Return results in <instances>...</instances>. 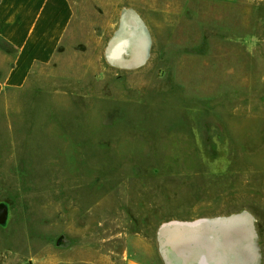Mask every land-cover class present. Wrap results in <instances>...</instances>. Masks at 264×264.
I'll use <instances>...</instances> for the list:
<instances>
[{
  "label": "rangeland",
  "instance_id": "rangeland-1",
  "mask_svg": "<svg viewBox=\"0 0 264 264\" xmlns=\"http://www.w3.org/2000/svg\"><path fill=\"white\" fill-rule=\"evenodd\" d=\"M71 1L53 61L0 98V264L78 249L163 264L160 244L192 243L214 218L246 220L225 246L252 252L225 264H264V0H116L144 7L142 74L110 65L109 33L88 26L107 25L111 1Z\"/></svg>",
  "mask_w": 264,
  "mask_h": 264
},
{
  "label": "crops",
  "instance_id": "crops-1",
  "mask_svg": "<svg viewBox=\"0 0 264 264\" xmlns=\"http://www.w3.org/2000/svg\"><path fill=\"white\" fill-rule=\"evenodd\" d=\"M110 1V5L114 6V12L110 13L107 25L100 26L90 22L88 26L94 29L104 27L107 30L106 34L109 33L110 38L104 48V58L110 65L124 70L126 74H142L143 72L139 70H143L147 65L153 44L150 27L142 14L144 7L139 9L131 4L118 7L116 0ZM190 1L206 5L212 2L236 4L241 0ZM94 4L100 5L96 1ZM203 6L197 7L196 11L202 10ZM147 8H145L146 11ZM76 15L77 11L71 0H0V42L10 53L7 55L0 52V98L8 91L24 89L35 67L47 66L53 61ZM82 18L83 15L80 19ZM86 24L85 20H81L83 27ZM207 24L208 22L203 20L194 21L196 28L207 27ZM174 26L177 27V25ZM196 72L192 74L195 75ZM204 221L205 225H197L199 227L197 233L190 235L194 242L184 245H159L163 264L180 263L179 248L182 252L189 253L188 260L187 255L182 256L181 264H225V260L231 258L234 260V257H238L237 260L240 261L241 256L252 252V248L244 244L237 247L225 246V234L231 231L241 232L239 235L245 237L243 228L245 224L242 223L246 221L245 219H240L241 222L237 223L225 222V218ZM182 236L185 237V233H182ZM232 252L236 255L232 256ZM89 254L90 252L86 253L85 249H78L76 254L73 253L68 260L59 264H103L100 252L94 250L92 255ZM17 258L18 256L14 257V260L8 264H21ZM28 263L57 264L53 257L45 262H39L36 257H30ZM124 264H143V262L127 260Z\"/></svg>",
  "mask_w": 264,
  "mask_h": 264
},
{
  "label": "water",
  "instance_id": "water-1",
  "mask_svg": "<svg viewBox=\"0 0 264 264\" xmlns=\"http://www.w3.org/2000/svg\"><path fill=\"white\" fill-rule=\"evenodd\" d=\"M6 219V209L3 205H0V224L4 223ZM195 240H193L194 242ZM187 244H190L189 242Z\"/></svg>",
  "mask_w": 264,
  "mask_h": 264
},
{
  "label": "bare ground",
  "instance_id": "bare-ground-1",
  "mask_svg": "<svg viewBox=\"0 0 264 264\" xmlns=\"http://www.w3.org/2000/svg\"><path fill=\"white\" fill-rule=\"evenodd\" d=\"M198 223V222H197ZM194 226V225H193Z\"/></svg>",
  "mask_w": 264,
  "mask_h": 264
}]
</instances>
